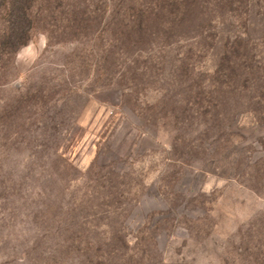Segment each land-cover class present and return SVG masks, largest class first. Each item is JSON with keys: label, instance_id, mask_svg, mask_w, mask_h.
<instances>
[{"label": "rangeland", "instance_id": "obj_1", "mask_svg": "<svg viewBox=\"0 0 264 264\" xmlns=\"http://www.w3.org/2000/svg\"><path fill=\"white\" fill-rule=\"evenodd\" d=\"M30 14L0 70V264H264V0ZM233 52L252 69L218 73Z\"/></svg>", "mask_w": 264, "mask_h": 264}, {"label": "trees", "instance_id": "obj_2", "mask_svg": "<svg viewBox=\"0 0 264 264\" xmlns=\"http://www.w3.org/2000/svg\"><path fill=\"white\" fill-rule=\"evenodd\" d=\"M32 1L33 0H0V70L2 68V63L4 60H12L16 52L20 48L28 44V42L30 41L33 31V24L30 14ZM234 55V57L225 55L223 56L222 62L220 63L218 68V73L234 76L242 72H248L252 69L251 65L246 63L245 60L241 59L238 54L234 53ZM249 74H254V71L250 72ZM214 86L215 85H212L211 87ZM189 91L192 92V85H190ZM209 94H207L209 99L208 101H206V115L211 113V111L213 112L214 109H217L218 107V98L211 93ZM198 100H200V98H198V95L196 93V97L193 99V101L190 100L191 102L188 101V103L193 104ZM198 105L201 107L200 102ZM218 118L220 117L216 115L211 121L210 126L213 125L212 127H216ZM121 183L120 185H122ZM108 185H111L109 186L111 187L110 189L118 188H113L115 187V185L112 184L111 181L108 183ZM112 197H115L113 192L109 193V195L105 198L107 200H111L108 198ZM105 263L106 260H104V264Z\"/></svg>", "mask_w": 264, "mask_h": 264}]
</instances>
